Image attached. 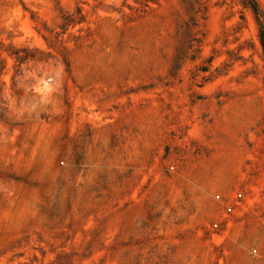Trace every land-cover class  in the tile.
Here are the masks:
<instances>
[{
  "label": "rangeland",
  "instance_id": "374dc122",
  "mask_svg": "<svg viewBox=\"0 0 264 264\" xmlns=\"http://www.w3.org/2000/svg\"><path fill=\"white\" fill-rule=\"evenodd\" d=\"M255 2L0 0V264H264Z\"/></svg>",
  "mask_w": 264,
  "mask_h": 264
},
{
  "label": "trees",
  "instance_id": "16d2710c",
  "mask_svg": "<svg viewBox=\"0 0 264 264\" xmlns=\"http://www.w3.org/2000/svg\"><path fill=\"white\" fill-rule=\"evenodd\" d=\"M244 4H247V5H250L255 14L258 15L259 14V10H258V6L255 2V0H243ZM261 33H260V39H261V45L263 47V50H264V26L261 24Z\"/></svg>",
  "mask_w": 264,
  "mask_h": 264
},
{
  "label": "built area",
  "instance_id": "2783aa9c",
  "mask_svg": "<svg viewBox=\"0 0 264 264\" xmlns=\"http://www.w3.org/2000/svg\"><path fill=\"white\" fill-rule=\"evenodd\" d=\"M238 197H239V200L237 202H238V204H241L242 201H243V199H244V195L240 192V194L238 195ZM254 252H256V250Z\"/></svg>",
  "mask_w": 264,
  "mask_h": 264
}]
</instances>
